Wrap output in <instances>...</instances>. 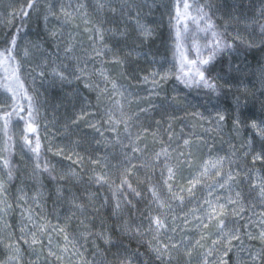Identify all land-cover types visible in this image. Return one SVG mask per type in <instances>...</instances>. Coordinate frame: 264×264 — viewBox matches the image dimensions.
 <instances>
[{
  "label": "trees",
  "instance_id": "16d2710c",
  "mask_svg": "<svg viewBox=\"0 0 264 264\" xmlns=\"http://www.w3.org/2000/svg\"><path fill=\"white\" fill-rule=\"evenodd\" d=\"M49 2L57 3V0H38L35 10L30 13V18L17 37L18 47L14 54L20 65L21 82L28 94L33 97L39 113L37 123L34 125L35 133L26 132V111L13 116L7 128L0 119V165L6 158L14 170L13 180L5 185L6 199L12 207L7 215L1 214L4 222L2 226L6 229V233L10 231L14 237H19L21 235L18 226L19 211L23 200H19L18 190H24L27 200H31L37 192H42L43 198L38 197L40 207L37 218L41 220L46 218L49 222L52 245L57 246L53 251L59 258L48 255L47 237H45L44 246H36V252L39 250L42 256L33 264H84V256L95 255L97 248L93 245L91 237L85 241L80 235L87 231L84 225L80 224V220L85 217L77 213L75 217L69 219L71 212L66 200H56V186L59 183L64 187L66 196L68 189H71L72 193L80 196L86 203L88 195L93 197L87 216L88 228L94 233L102 228L109 230L115 241L111 246L101 240L96 241L100 250V255L97 256L98 263L102 264L106 260L109 264H115L113 254L118 248L124 247L135 251L138 247L137 239L117 231V228L125 221L133 227L141 223L147 226L149 213L156 214L160 211L151 200V193L148 191L150 186L157 188L162 200L172 204V209L164 210L169 220L174 215L183 217L185 213H189V219H192L191 210L199 208L205 198H213L208 196L207 185L215 184L219 178L207 175L200 178L201 182L196 185L192 196L183 194L185 200L182 206L179 205V201L169 200L168 188L161 176L162 172L167 175L164 171L165 163L173 166L177 173L176 180L171 183L182 188L189 186L190 177L199 176L203 170L202 165L211 155H231L233 146L238 150L237 156L243 153L241 143L248 135L254 133L250 128H245L240 135H237L232 131L230 119L226 122L223 131L217 132L215 130L217 110L230 111L233 108L234 98L239 97L241 103H246V107L242 109L245 116L264 119V89L259 80V69L264 65V34L260 33L259 25L264 24V20L256 22L259 10L264 7V0H196L202 7L207 6L205 10L216 30L223 33L229 43H235L234 50L222 52L214 63L203 66L209 70L205 75L216 79L220 88L219 95L203 87L195 85L187 87L177 79V75L180 74V55L176 52L172 27L175 20L171 18L175 14L176 0H156L151 12L144 17V22L154 32L150 40L142 42L138 34L131 29L127 37L105 34V39L112 49L108 53V58L110 59L115 53L124 64L121 66L106 63L104 66L124 95H113L111 84H108L109 94L100 95L99 98L98 90L85 87L83 79L73 80L71 84L53 85L50 75H40L42 70L46 73L50 71L52 61L56 60L59 51L49 34V29L59 28V21L50 17L47 25L44 22ZM86 2L90 3L91 0ZM189 2L192 3V0ZM24 3L25 0H0V51L8 47L7 41L10 36L20 28L19 16L13 19L12 14L18 12ZM191 11L192 15H195L194 9ZM187 23L189 30L183 41L182 51L187 60L192 61L197 59V48L206 52L204 46L211 36L200 31L190 19ZM77 24L79 29L75 28ZM84 27L79 18L73 21L72 25L65 26V38L67 31L79 32L76 37L78 49L81 46L87 48L90 43L88 34L83 31ZM104 27L113 28L114 25L105 23ZM200 27H203L202 22ZM237 36L239 38H236ZM57 40L59 41V38ZM241 40L244 43H241ZM249 42L254 45L250 49L246 47ZM62 47L61 43L60 48ZM26 49L29 51L28 55H25ZM236 63H240L245 68V72L240 76L228 71L229 65L235 66ZM89 64L93 62L89 61ZM93 65L94 69L100 67L99 64ZM185 67L187 69V65ZM152 74H155L157 81L155 85L151 78ZM145 76L150 77L147 82L143 79ZM161 77L165 78L161 79ZM89 82L93 85L100 82L103 85L96 75L91 76ZM5 83L9 81L4 79L3 69H0V109L10 110L7 102L10 101L11 94L4 91ZM11 86L18 89L14 82ZM116 101L123 107L122 116L129 127L127 132L121 120L115 121L114 116L110 114L115 111L113 102ZM19 103L27 108V101L21 99ZM96 128H99L100 132H97ZM25 135L32 140V146L36 139H39L41 162L54 166L53 175L75 169L82 178L81 183L73 186L69 180L53 181L48 173L34 178L32 173L36 158L29 150L30 146L25 143ZM185 139L190 142L187 146L184 144ZM133 147H138L141 151L133 152ZM254 147L257 149L260 147L258 139ZM162 148L168 149L167 161L163 155L158 161L156 160L155 154ZM59 149L72 155L73 159L69 160L57 154ZM73 153H78L83 160L74 163L76 156ZM125 154L133 165L130 182L141 192V197L130 196L135 207L131 209L125 207L117 217L113 216L111 206L115 204L116 199L121 198V192L116 191V188L127 164ZM105 157L108 168L104 170L110 173L109 183L112 187L109 188L105 184L98 190L99 186L89 182L93 169L100 170V165L93 164L92 161L97 159L103 161ZM185 158L190 159V166L181 163ZM245 160L250 165V156L241 159L239 163L244 165ZM230 167L235 169L236 164L229 166L226 162L223 172L226 174ZM0 169L3 179L6 180L7 170L2 167ZM255 171L264 175V164L257 163ZM243 190L245 217L259 221L261 213H264V204L256 199L255 192L249 196L247 184L243 185ZM215 194L222 198L229 195L224 189H218ZM231 195L234 196L235 192L233 191ZM106 198L108 205H105ZM93 207L98 211H94ZM229 207L233 206L229 205ZM234 219L229 214V224H232ZM193 223H196L194 219ZM176 225L175 239L188 237L192 242L199 239V232L192 227V224H189L184 231L180 230L184 227L180 219L176 220ZM56 227L63 228L69 237L78 242V246L83 245L81 248L83 258L79 255L70 258L68 254L63 253L64 233L52 231ZM203 231L211 234L215 232V228L210 227ZM253 231H258L255 224ZM149 238L146 236L145 244L139 247V251L144 253L140 257L141 264H153L149 258L151 254L147 253ZM201 243L206 246L210 243V239H205ZM246 243L259 246V241H246ZM204 250L200 247L193 250L192 264H196L199 254ZM3 258V250L0 249V259ZM182 261L183 257H181ZM22 264H29L26 256H23Z\"/></svg>",
  "mask_w": 264,
  "mask_h": 264
},
{
  "label": "snow or ice",
  "instance_id": "6c2138e0",
  "mask_svg": "<svg viewBox=\"0 0 264 264\" xmlns=\"http://www.w3.org/2000/svg\"><path fill=\"white\" fill-rule=\"evenodd\" d=\"M37 2L38 0H25V3L20 7L18 12H13L12 18L16 19L19 16L21 26L10 36L7 41L8 47L0 51V69H3L4 79L9 81V83L3 85V88L5 92L11 94L10 101L7 102L9 103L10 110L0 109V119L4 121V127L7 128L13 116L26 111L27 118L25 123L27 133L36 132L34 125L37 123L39 110L33 97L28 94L24 84L21 82L19 75L20 65L14 53L18 47L17 37L19 32L24 29L25 24L30 18V13L35 10ZM155 2L156 0H91L90 3H87L86 0H66V2L65 0H57V3L49 2L44 22L47 25L50 22V17L59 21V28L49 29L50 38L56 43L59 51L56 60L52 61L50 71L46 73L42 70L40 75H50L53 85L71 84L73 80L83 79L85 87H88L90 90L93 88L98 90V98L100 95L109 94L108 84H111L113 95H124L118 88L110 72L104 66L106 63H114L121 66L124 64V61L115 53L112 54L110 59L108 58V53L112 49L105 39V34L111 33L114 36L127 37L129 29H131L138 34L142 42L150 40L154 32L144 22V17L151 12V7L155 5ZM205 7L207 6L202 7L196 0H192V3L189 0H176L174 6L175 14L171 18L175 20V24L172 27L174 29L176 52L180 55V74L177 75V79L187 87L195 85L219 95L220 88L216 79L206 76L205 73L209 70L203 66L214 63L222 52L234 50L235 43H229L224 38L223 33L216 30ZM145 9H147V12H145ZM193 9L195 15H192L191 10ZM77 18L85 25L83 31L88 34L87 38L90 43L87 48L83 46L79 49L77 48L78 41L76 37L79 35L78 31H67V37L65 38V26L72 25L73 21ZM189 19L193 24L197 25L200 31L211 36V39L206 41L204 46L206 52L197 48V59L192 61H188L182 51L183 41L186 39V34L189 30L187 23ZM260 20H264V7L259 10L256 22L258 23ZM201 22L203 23V27H200ZM105 23L112 24L114 27L105 28ZM89 25L91 26L88 27ZM75 28L79 29V25H75ZM259 31L261 34H264V24L259 25ZM57 38H59V41ZM236 38H239V36ZM61 43L63 44L62 48H60ZM241 43H244V41L241 40ZM253 46L251 42L246 45L249 49ZM37 47L39 46L37 45ZM28 54L29 51L26 49L25 55ZM57 61L59 62L57 63ZM89 61H92L93 64H99L100 67L90 70L88 67ZM228 71L240 76L245 72V68L240 63H236L235 66L230 64ZM93 75L98 76L99 81H102L103 85L100 82L95 83V85L90 83V77ZM149 78V76H145L143 79L147 82ZM151 78L155 85L157 83L155 74H152ZM164 78L161 77V79ZM259 80L262 89H264V65L260 66ZM12 82L18 86V89L11 86ZM21 99L27 101V108L19 103ZM116 103L118 104L119 102L116 101ZM245 107L246 103H241L240 98L235 97L233 108L230 111L217 110L215 117V130L217 132L223 131L229 119L231 120L232 131L237 135H240L245 128L252 130L254 135H248L241 143V147L244 149L241 156H237L238 150L235 149V146H233L231 155H211L202 165L203 170L199 176H192L188 179L189 186L187 187L178 188L174 183H171L177 178V173L173 166L165 163L164 171H166L167 175L165 176L164 172L161 173L163 183L168 188L169 200L179 201L180 206L183 205L185 200L183 194L187 193L189 196H192L196 185L201 182L200 178L207 175L219 178L215 184L207 185L208 196L213 198H205L199 208L191 210L192 219H189V213H185L183 217L174 215L169 220L164 210L172 209V204L162 200L157 188L150 186L148 191L151 193V200L160 211L156 214L149 213L147 226L141 223L133 227L125 221L123 225L117 228V231L129 235L133 239H137L138 247L135 251L124 247L118 248L116 253L113 254L115 264H141L140 257L144 253L139 251V247L145 244L144 238L146 236L150 237L147 240V253L151 254L149 258L153 261V264H192L193 250L197 247L204 248L205 250L199 254L196 264H264V213H261L259 221H252L251 217H245L243 190V185L247 184L249 196L255 192L256 199L261 204H264V175L255 171L257 163L264 164V119L245 116L242 111ZM20 118L25 119V117ZM109 119H111V115H109ZM90 126L95 127V125ZM113 130L115 131L116 129ZM126 130L127 128H125ZM96 131L100 132V129L96 128ZM101 135H103L102 132ZM24 139L25 143L30 146L29 150L36 158L32 173L34 178H39L43 173H48V176L53 181L69 180L73 186L81 183L82 178L75 169L61 172L59 175H53L54 166H50L47 162H41L39 139H36L34 146H32V140L27 135L24 136ZM257 139L260 144L258 149L254 147ZM189 143L188 139L184 140L185 146L189 145ZM132 151L139 152L141 150L138 147H133ZM57 154L63 155L69 160L73 159V156L65 153L63 149H59ZM73 154L76 156V160L73 161L74 163L83 160L78 153ZM162 155L165 157V161H167V148H162L160 152L155 154L156 160L158 161ZM181 156H183V153H181ZM249 156L251 157L250 165L247 160H245L244 165L239 163L241 159ZM125 157L127 164L121 173V178L116 188V191L121 192V198L116 199L115 204L111 206L113 216L117 217L121 215L125 207L129 209L135 207L130 196L141 197V192L133 187L130 182L132 176L131 168L133 167L131 159L127 154H125ZM226 162L229 166L236 164V168L231 169L230 167V170L225 174L223 168ZM92 163L100 165V170L93 169V175L89 178V182L99 186L98 190L104 187L105 184L111 188L112 184L109 183L110 173L104 170L108 168L107 157L103 161L97 159L92 161ZM181 163L190 166V159L185 158ZM0 167L7 170V179L4 180L0 177V205H3L0 207V214L7 215L12 205L7 202V188L5 185L13 180L14 170L6 158ZM241 176L243 179H237ZM112 183H115V181H112ZM218 189H224L229 195L223 198L218 194L214 195ZM18 191L20 192L19 200L27 203V194L23 189H19ZM233 191L235 192L234 196L231 195ZM43 195L42 192H37L31 198L38 208L40 207V199L38 197L43 198ZM55 195L57 201L66 200L69 205L71 212L69 219L75 217L77 213L85 217V219L80 220V224L84 225L87 231L80 233V235L85 241L89 237L92 238V243L97 248L95 255H100L99 247L96 245L97 240H101L109 246L114 245L115 241H113L109 230L102 228L100 231L94 233L88 228V210L92 206L93 199L91 195H88L87 203L80 196L72 193L71 189H68V195L66 196L64 187L59 185V183H57ZM115 195L114 191V198ZM105 205H108L107 198L105 199ZM204 205L207 207H204ZM229 205L233 207L230 208ZM93 210L98 211L94 207ZM229 214L235 218L232 224L228 222ZM21 216L22 219H27L28 224L21 225V235L19 237H14L10 231L7 237H5L3 230H0V249L3 250L4 256L3 259H0V264H22L24 246L26 245L28 250L36 252L37 245L44 246L45 237H47L48 255L57 257L56 252L52 249L49 222L46 218H43V220L37 218L34 216L31 208L23 209ZM177 219H180L184 226L180 228L181 231H184L189 224H192V227L199 232V239H196L194 242L188 237H182L180 240L175 239L174 234L177 231ZM193 219L196 223H193ZM253 224L256 225L258 231H253ZM28 225H31V228ZM210 227L215 228L214 233L210 234L203 231ZM52 231L64 233L63 253L68 254L70 258L77 255L83 258V252L81 251L83 245L78 246V242L69 237L63 228L56 227ZM205 239H210V243L206 246L201 243ZM246 241H259V246L246 243ZM69 245H71V249H69ZM181 257H183L182 262ZM84 264H96V262L95 259L93 261L85 260ZM102 264H109V262L105 260Z\"/></svg>",
  "mask_w": 264,
  "mask_h": 264
},
{
  "label": "rangeland",
  "instance_id": "374dc122",
  "mask_svg": "<svg viewBox=\"0 0 264 264\" xmlns=\"http://www.w3.org/2000/svg\"><path fill=\"white\" fill-rule=\"evenodd\" d=\"M88 67H89V69L90 70H94V65L93 64H89L88 65ZM113 109L115 110V111H112V112H110V114L112 115V116H114V118H115V121H119V119L121 120L120 122H122L123 124H124V126H125V128H127V130H126V132L128 131V129H129V127L127 126V124H126V120H124V118H123V116H122V112H123V107H121L120 105H119V103L117 104L116 102H113ZM123 120V121H122ZM0 177H2V173H1V169H0ZM3 178V177H2ZM3 205H0V207H2ZM25 208H31L32 210H33V214H34V216H36L37 217V211H38V207L33 203V200L31 199V200H27V203H25L24 201L22 202V204H21V206H20V211H19V224H18V226H19V232H20V234H21V231H20V227H21V225L22 224H28V221H27V219H22V216H21V212H22V210L23 209H25ZM26 215V214H25ZM2 225H4V222H3V219H2V215L0 214V230H3V233H4V235H5V237H7V235H8V233H6V229H4V226H2ZM28 227L29 228H31V225H28ZM14 235V234H13ZM56 245H52V249L53 250H56ZM60 248V247H59ZM24 252H23V256L25 257L26 256V261L29 263V264H33V263H35V260H37V257H38V260H39V257H41L42 256V254L39 252V250H37V252H34V254H32V251L31 250H28L27 249V246L25 245L24 246ZM47 249H48V247H47ZM60 250H62V249H60ZM83 259H85V260H88V261H93L94 259H95V262H96V264H99L98 263V257H97V255L95 256L94 254H91V255H89V256H84V258Z\"/></svg>",
  "mask_w": 264,
  "mask_h": 264
}]
</instances>
